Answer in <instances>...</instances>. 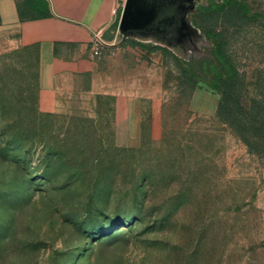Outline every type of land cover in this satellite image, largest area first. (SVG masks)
Masks as SVG:
<instances>
[{
	"label": "rangeland",
	"instance_id": "rangeland-1",
	"mask_svg": "<svg viewBox=\"0 0 264 264\" xmlns=\"http://www.w3.org/2000/svg\"><path fill=\"white\" fill-rule=\"evenodd\" d=\"M239 1L250 19L225 37L249 103L264 92V0ZM200 85L169 50L119 35L92 85L43 111L34 52L0 53V264H264V157ZM130 95L136 138L115 115Z\"/></svg>",
	"mask_w": 264,
	"mask_h": 264
},
{
	"label": "crops",
	"instance_id": "crops-1",
	"mask_svg": "<svg viewBox=\"0 0 264 264\" xmlns=\"http://www.w3.org/2000/svg\"><path fill=\"white\" fill-rule=\"evenodd\" d=\"M125 0H0V53L32 50L36 60L38 106L56 110L62 94L88 78L92 85L96 60L118 40L117 27ZM106 45L92 53L93 33ZM116 119L136 138L141 102L137 95L118 97Z\"/></svg>",
	"mask_w": 264,
	"mask_h": 264
},
{
	"label": "trees",
	"instance_id": "trees-1",
	"mask_svg": "<svg viewBox=\"0 0 264 264\" xmlns=\"http://www.w3.org/2000/svg\"><path fill=\"white\" fill-rule=\"evenodd\" d=\"M250 19V11L239 0L210 1L198 6L191 14L192 22L201 29L207 39L208 53L179 59L183 83L191 88L204 86L218 94L217 117L246 145L251 153L264 157V92L249 103L243 101L240 85L243 74L235 64L225 37V29L243 25ZM199 20V21H198ZM117 27V23L115 24ZM133 44L150 51L164 49L143 44L132 39ZM204 62L207 69L204 68ZM260 91L261 86H259Z\"/></svg>",
	"mask_w": 264,
	"mask_h": 264
},
{
	"label": "water",
	"instance_id": "water-1",
	"mask_svg": "<svg viewBox=\"0 0 264 264\" xmlns=\"http://www.w3.org/2000/svg\"><path fill=\"white\" fill-rule=\"evenodd\" d=\"M199 0H125L117 25L121 41L159 46L187 60L206 41L190 15Z\"/></svg>",
	"mask_w": 264,
	"mask_h": 264
},
{
	"label": "built area",
	"instance_id": "built-area-1",
	"mask_svg": "<svg viewBox=\"0 0 264 264\" xmlns=\"http://www.w3.org/2000/svg\"><path fill=\"white\" fill-rule=\"evenodd\" d=\"M92 53L93 55H99L103 46L106 45L105 41L101 38V35L97 32L93 33L92 37Z\"/></svg>",
	"mask_w": 264,
	"mask_h": 264
},
{
	"label": "flooded vegetation",
	"instance_id": "flooded-vegetation-1",
	"mask_svg": "<svg viewBox=\"0 0 264 264\" xmlns=\"http://www.w3.org/2000/svg\"><path fill=\"white\" fill-rule=\"evenodd\" d=\"M210 1H217V0H199V1H198V4H197V7H198V6H201V5H206V4L209 3ZM197 7H196V8H197ZM193 12H194V11H193ZM193 12H192V13H193ZM190 17H191V15H190ZM189 57H190V56H189Z\"/></svg>",
	"mask_w": 264,
	"mask_h": 264
}]
</instances>
